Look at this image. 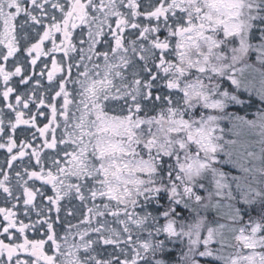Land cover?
<instances>
[{
  "label": "snow or ice",
  "instance_id": "6c2138e0",
  "mask_svg": "<svg viewBox=\"0 0 264 264\" xmlns=\"http://www.w3.org/2000/svg\"><path fill=\"white\" fill-rule=\"evenodd\" d=\"M0 264H264V0H0Z\"/></svg>",
  "mask_w": 264,
  "mask_h": 264
}]
</instances>
